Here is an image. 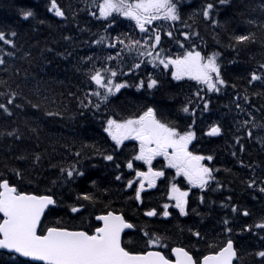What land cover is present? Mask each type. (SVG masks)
I'll return each instance as SVG.
<instances>
[{
	"label": "snow or ice",
	"instance_id": "6c2138e0",
	"mask_svg": "<svg viewBox=\"0 0 264 264\" xmlns=\"http://www.w3.org/2000/svg\"><path fill=\"white\" fill-rule=\"evenodd\" d=\"M50 3L49 12H54L56 17L67 18L57 0H50ZM231 3L232 0H205L194 15L227 32V22L221 23L218 18L219 7ZM259 8L264 14V0H261ZM85 11L104 27L103 34L93 33L85 43L95 45L105 55L80 58L76 71L83 75L88 90L83 91L82 95L74 92H69L68 95L76 101L78 115L85 116L87 112H91L96 117L100 114V127L112 141V145L109 151L101 150L95 144H82L81 150L74 153L75 157L90 158L85 152V149L90 148L105 161L112 162L117 170H121L123 164V167L129 170V175L134 173L125 184L126 189L134 191V197L129 199H134L139 205L144 204L143 193L157 188L158 181H166L169 202L162 205L160 212L155 207L148 208L143 212L145 217L168 218L172 216L170 208L177 210L181 217L189 216L190 193L193 188L203 193L206 190H215L212 188L213 184L216 188L223 187L215 175L220 169L205 163L213 161L214 157L196 154L190 150L193 141L197 139V113L203 115L209 112L212 102L209 94H219L229 86L222 72L221 52L206 51V45L195 44L192 38H199L198 32L179 33L184 37L183 41L174 35L172 28L182 21L181 0H89ZM21 15L22 19L28 20L34 13L28 10L22 11ZM123 22L128 23V30L118 32L119 24ZM246 22L260 32V39L264 42V15L259 20L253 17ZM114 32L117 34L113 35ZM17 35V32L11 31L12 38H8V34L0 30V42L11 49L5 51L0 47V66H4L5 72L9 70V60L27 59L31 56V52H23L17 45ZM164 38L169 42L174 40L180 51L173 53L165 48ZM63 39L70 43L73 41L71 36H65ZM256 40V31H247L246 34L232 32L229 34L227 47L238 53ZM46 51L51 52L52 49ZM57 55L67 58L73 53L68 51ZM149 65L153 72L147 71ZM124 67L128 68L127 72ZM141 69L145 73L143 78L137 72ZM19 74L20 69H14L13 75ZM169 76L171 81L194 82L189 87L195 90L177 109L175 118L165 114L157 106L148 104L127 116H121L115 108L101 112L102 107L108 109L112 98L121 93L122 89L135 87L138 91L151 92L162 88ZM120 77H131L138 80V83L130 84L127 79ZM254 82L264 83V62L259 63L258 68L250 72L247 83L253 85ZM231 87L235 88L236 85L232 84ZM0 89H3L0 90V114L6 117H12L15 110L26 106L41 109V102L30 99L20 83L13 87L8 80L0 79ZM38 94L37 89L34 95ZM255 94L264 96L262 93ZM43 99L47 101L49 98L45 96ZM231 103L235 105L237 116L243 113L247 117L237 122V130H244L249 139L255 135L264 147V135H260L264 133V120L258 122L253 112L249 111L252 104L247 91L245 90L243 97L237 93ZM261 109H264V105H261ZM44 111L48 117L62 115L60 110ZM205 134L209 137L220 136L222 127L213 123ZM0 135L10 137L13 142L23 139L19 128L6 130ZM235 139L240 146L239 150L243 152L241 137L237 136ZM126 141L136 143L130 156L123 162H118V156L126 147ZM8 151H12L11 146ZM232 155L236 156L237 153L234 151ZM157 158L163 161L159 168L153 163ZM14 159L35 168L41 163L42 155L38 152L21 153L15 155ZM80 162V159H77L67 167L60 166L59 180L68 183L78 177H84L85 172L77 166ZM144 166L146 170H141ZM5 168L10 175L0 172V254H6L10 264H234L238 259V252L231 238L232 222L227 218L222 220L223 234L227 238L210 244L207 253L194 245L172 246L168 236L153 231L147 224L139 229L144 239V248L134 251L124 244L123 236L126 235L125 230L134 229L136 225L126 218L123 211L106 206L100 214L89 213L90 217L94 215L95 223L89 219L87 222L82 221L79 226L69 227L62 219H50L55 216L56 209L65 206L70 213L83 216L89 206L97 203L98 197L95 193L83 191L76 196L75 203L65 205L63 198L55 191L57 180H53L52 187L43 191H25L11 179L15 176L22 180L25 170L20 167H8L7 164ZM169 170H174V174ZM124 175L121 170L115 175V180L121 181ZM179 178L186 182L187 188L181 186ZM260 184L258 191L264 194V180H261ZM92 185L95 187L96 182L92 181ZM256 185L255 177L247 183L249 189ZM227 199L231 201L230 196ZM199 201L201 204L205 203L203 194L199 196ZM221 206L229 207L228 204ZM191 212L200 215L195 208H191ZM231 212L237 213L238 208L232 206ZM242 215L248 217L251 213L244 209ZM254 228L264 232V218H261L259 223L246 226L245 230L251 232ZM188 231L198 242L206 241V237L199 230L189 228ZM255 255L260 258V264H264V250L257 251Z\"/></svg>",
	"mask_w": 264,
	"mask_h": 264
},
{
	"label": "trees",
	"instance_id": "16d2710c",
	"mask_svg": "<svg viewBox=\"0 0 264 264\" xmlns=\"http://www.w3.org/2000/svg\"><path fill=\"white\" fill-rule=\"evenodd\" d=\"M88 2L89 0H57V4L66 13L67 18L62 19L56 17L54 12L48 11L51 6L50 0H0V30L5 31L8 38H12L11 31L17 32L18 35L15 38L17 45L23 52H31V56L27 59L9 60L7 72L3 70L4 66H0V79L8 80L13 87L16 83H20L24 93L30 99L41 102L39 110L26 106L15 110V114L10 118L0 114V133L19 128L23 135L22 140L15 142L10 137L0 135V172L10 175L5 168L6 164L8 167L24 169L25 174L22 180L15 176L11 179L25 191H43L47 187H52L53 180H57L55 191L63 198L65 205L75 203L76 196L83 191L95 193L98 197L97 203L89 206L83 216H76L65 206H61L56 209L55 216L50 219H62L69 227H72L79 226L82 221L87 222L89 219L95 223L94 215L90 217L89 213L100 214L106 206L123 211L126 218L136 225L135 231L127 233L124 238V244L134 251L144 248V239L139 229L147 224L153 231L168 236L172 246L194 245L200 251L207 253L210 250V244L219 243L227 238L223 234L222 225V220L227 218L232 222L231 238L238 252L237 264H260V258L255 253L264 250V239H261L264 237V232L255 228L251 232L245 229L246 226L259 223L261 218H264V194L258 191L261 186L260 181L264 180V147L255 135L249 139L244 130H237V122L247 117L243 113L237 116V110L231 101L235 99L237 93L243 97L246 90L252 104L249 111L253 112L258 122L264 120V109H261V105H264V96L255 94H264V83L254 82L253 85L247 83L250 72L257 69L259 63L264 62V42L260 39L261 34L246 22L253 17L259 20L264 15L259 8L261 0H232L230 5L220 6L218 18L221 23L227 22V32L219 27H213L202 17L194 15L205 0H181L182 21L177 22L172 28L174 35L183 41L184 37L179 33L198 32L199 38L195 36L192 38L195 44L206 45V51L221 52L222 72L229 82V86L221 93L209 94L212 101L209 112L203 115L197 113V139L190 146V150L196 154L214 157L213 161H205V163L220 169L215 175L223 187L216 188L213 184L212 188L215 190H206L203 193L193 188L190 193L189 216L181 217L177 210L170 208L172 216L168 218L162 216L148 218L143 215L144 211L152 207L160 212L162 205L169 202L166 181H158L157 188L143 193L144 204L139 205L134 199H129L134 197V191L126 189L125 184L127 179L134 176V173L129 175V170L124 168L123 164L121 170L125 175L121 181H116L115 175L121 170H117L112 162L105 161L92 149H85L90 158H77L74 155L76 151L81 150L82 144H95L101 150L109 151L112 145V141L100 127V114L96 117L91 112H87L85 116L78 115L77 103L68 95L69 92L82 95L83 91L88 90L83 75L76 71L80 58L105 55L95 45L85 43L89 41L93 33L103 34L104 32L100 22L91 18L85 11ZM28 10L32 11L34 16L28 20L22 19V11ZM128 27L127 22L120 23L117 31H127ZM165 30H168L167 26ZM247 31L257 32L255 43L246 45L238 53L227 47L230 33L246 34ZM115 34L117 33L114 32L113 35ZM65 36L73 37V41L71 43L65 41L63 39ZM164 46L173 53L180 51L174 40L169 42L167 38H164ZM0 47L5 51L11 50L2 42ZM46 49H52V51L49 52ZM68 51H71L73 55L67 58L57 55V53ZM19 56L20 53H18ZM16 68L20 69L18 76L13 75ZM25 71H27L26 80ZM124 71L127 72L128 68L124 67ZM147 71L154 70L149 65ZM137 72L141 78L144 77L143 69ZM120 79H127L130 84L138 83V80L131 77H120ZM193 84L192 81H171L169 76L162 88L151 92L138 91L135 87L122 89L121 93L112 98L108 109L102 107L101 112L115 108L121 116H127L148 104L157 106L165 114L175 118L177 109L195 90L189 87ZM232 84L236 87L232 88ZM37 89L39 94L34 95ZM45 96L49 98L47 101L43 99ZM45 109L60 110L62 115L48 117L45 115ZM256 109L261 110L256 111ZM213 123H218L222 127V135L209 137L205 134ZM237 136L241 137V142L244 144L243 152L239 150L240 146L236 143ZM135 143L134 141L125 142L126 147L119 154L118 162H123L130 156ZM9 146L12 148L11 152L8 151ZM234 151L237 153L236 156L232 155ZM31 152L42 155L41 163L35 168L14 159L15 155ZM77 159L81 161L77 166L85 172V176L68 183L60 181L59 167H67L75 163ZM153 163L159 168L163 161L158 158ZM141 170H146V166ZM169 172L174 174V170ZM253 177L257 179V185L249 189L247 183ZM179 179H181V186L187 188L182 178ZM92 181L96 182L95 187ZM202 194L205 196L204 204L199 201V196ZM229 196L231 201L227 199ZM81 203L87 204L83 201ZM222 204H228L229 207H222ZM232 206L238 208L237 213L231 212ZM191 208H195L200 215L192 213ZM244 209H247L251 215L244 217L242 215ZM189 228L199 230L206 237V241L198 242V239L188 231ZM0 264H10L6 254H0Z\"/></svg>",
	"mask_w": 264,
	"mask_h": 264
},
{
	"label": "water",
	"instance_id": "95a60500",
	"mask_svg": "<svg viewBox=\"0 0 264 264\" xmlns=\"http://www.w3.org/2000/svg\"><path fill=\"white\" fill-rule=\"evenodd\" d=\"M132 230V229H131ZM127 231H129V230H125V232H127ZM235 246V245H234ZM236 261H234V263H235Z\"/></svg>",
	"mask_w": 264,
	"mask_h": 264
},
{
	"label": "bare ground",
	"instance_id": "6f19581e",
	"mask_svg": "<svg viewBox=\"0 0 264 264\" xmlns=\"http://www.w3.org/2000/svg\"><path fill=\"white\" fill-rule=\"evenodd\" d=\"M21 126V125H20Z\"/></svg>",
	"mask_w": 264,
	"mask_h": 264
}]
</instances>
